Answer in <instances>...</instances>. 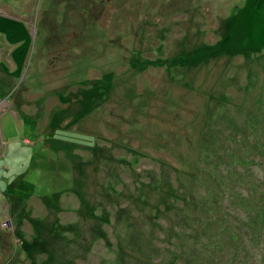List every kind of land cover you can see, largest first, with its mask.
I'll use <instances>...</instances> for the list:
<instances>
[{
    "label": "rangeland",
    "instance_id": "374dc122",
    "mask_svg": "<svg viewBox=\"0 0 264 264\" xmlns=\"http://www.w3.org/2000/svg\"><path fill=\"white\" fill-rule=\"evenodd\" d=\"M11 29L0 264H264V0H0Z\"/></svg>",
    "mask_w": 264,
    "mask_h": 264
},
{
    "label": "crops",
    "instance_id": "0c3cea01",
    "mask_svg": "<svg viewBox=\"0 0 264 264\" xmlns=\"http://www.w3.org/2000/svg\"><path fill=\"white\" fill-rule=\"evenodd\" d=\"M9 33H0V36L3 34L4 35V38L7 39V42L9 43L10 41L14 42V43H17V41L22 38V32H19V31H14V29L8 31ZM6 34V35H5ZM11 38V40L9 39ZM11 43V42H10ZM0 55H2V52L0 50ZM12 63V62H11ZM2 107H0L1 109Z\"/></svg>",
    "mask_w": 264,
    "mask_h": 264
},
{
    "label": "trees",
    "instance_id": "16d2710c",
    "mask_svg": "<svg viewBox=\"0 0 264 264\" xmlns=\"http://www.w3.org/2000/svg\"><path fill=\"white\" fill-rule=\"evenodd\" d=\"M262 214L264 215V211L262 210ZM253 229H255V227H252V231H253ZM256 230V232H259V227H258V230L257 229H255Z\"/></svg>",
    "mask_w": 264,
    "mask_h": 264
}]
</instances>
